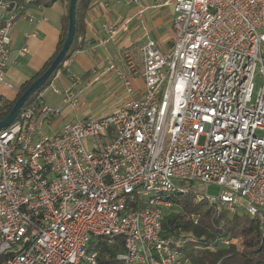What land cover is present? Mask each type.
Segmentation results:
<instances>
[{"label":"built area","instance_id":"1","mask_svg":"<svg viewBox=\"0 0 264 264\" xmlns=\"http://www.w3.org/2000/svg\"><path fill=\"white\" fill-rule=\"evenodd\" d=\"M30 3L0 0L8 89L15 22L46 19ZM173 8L172 47L142 48L140 96L117 71L130 98L115 113L46 135L63 109L40 96L0 131V264H99L91 245L100 237L124 239L117 264H185L163 219L168 197L191 190L186 182L219 186V198L198 199L264 222V0H173ZM30 51L26 44L19 55ZM63 103L77 110L79 92L68 89Z\"/></svg>","mask_w":264,"mask_h":264},{"label":"crops","instance_id":"2","mask_svg":"<svg viewBox=\"0 0 264 264\" xmlns=\"http://www.w3.org/2000/svg\"><path fill=\"white\" fill-rule=\"evenodd\" d=\"M29 11L38 19L43 16L46 19L39 24L23 18L15 22L11 31L12 56L6 70V78L14 89L0 86V105L16 100L22 85L38 74L58 51L66 15L65 4L59 1L49 7L37 5L30 7ZM173 22V0H93L85 17V34L80 37L86 46L63 64L53 80H61L63 85V78L67 77L71 85H64L62 90L57 88L61 91L56 94L61 97L58 104H49L43 97L47 104L63 109L62 116L44 128V134L61 132L67 122L115 113L130 98L117 71L129 75L137 96H140L144 90L142 48L151 41L160 51L167 52L174 37ZM105 25H114L117 35L111 36L104 29ZM26 44L31 47L30 53L19 55V50ZM127 54L133 56L138 74L129 68ZM112 65L115 69L111 68ZM68 89L79 92L80 107L77 110L63 103V93ZM114 89H119L117 98L111 94ZM96 93L106 97L101 107L92 109L98 97L94 98ZM91 97L93 102H90Z\"/></svg>","mask_w":264,"mask_h":264},{"label":"trees","instance_id":"3","mask_svg":"<svg viewBox=\"0 0 264 264\" xmlns=\"http://www.w3.org/2000/svg\"><path fill=\"white\" fill-rule=\"evenodd\" d=\"M16 1L25 3L26 0ZM59 1L65 4L66 15L58 51L38 74L22 85L16 100L0 105V121L10 113L15 102L30 85L52 65L67 37L70 0H31L30 7L37 5L49 7ZM92 2L93 0H78L76 35L65 60L86 46L80 37L85 34V17ZM62 68L63 64L26 106L42 96V92L51 85ZM168 199L172 206L164 215L163 235L171 238L174 243L181 241L178 250L185 264H216L219 261L222 264H264V222L259 218L248 214H231L217 203L199 200L198 194L192 190L187 193H173ZM222 240H228L230 243L223 244ZM236 240L239 244L234 242ZM211 244L215 245V251H210ZM91 251L97 252L99 264H117V255L124 251V239L116 237L112 241L107 237L97 238L91 245Z\"/></svg>","mask_w":264,"mask_h":264},{"label":"water","instance_id":"4","mask_svg":"<svg viewBox=\"0 0 264 264\" xmlns=\"http://www.w3.org/2000/svg\"><path fill=\"white\" fill-rule=\"evenodd\" d=\"M77 4L78 0H70L69 2V28L64 45L59 52L58 56L52 63V65L47 69V71L35 80L30 87L19 97L15 102L10 113L0 121V131L9 128L19 117L21 110L27 104V102L47 83L51 75L57 70V68L64 64L65 60L76 35L77 26Z\"/></svg>","mask_w":264,"mask_h":264},{"label":"rangeland","instance_id":"5","mask_svg":"<svg viewBox=\"0 0 264 264\" xmlns=\"http://www.w3.org/2000/svg\"><path fill=\"white\" fill-rule=\"evenodd\" d=\"M63 85H62V82L61 80H55L51 83V85L49 87H47L43 92H42V96L45 98V100L49 103V104H58L60 103V100H61V97L60 96H57L56 93H55V89L56 88H59V89H63V86H70L71 85V81L69 78H63ZM123 89L126 88L124 87V85L122 86ZM122 91V90H120ZM98 93L94 94V98H96L97 96V99L96 101L93 102L94 98L91 97L90 98V102H93V106H92V109H95V108H99L101 107L102 105V100L106 97H104V95L102 93H100L99 95H97ZM115 98H117L119 95V89H114L111 93ZM110 94V95H111ZM93 98V99H92ZM114 99V98H113ZM93 114H96V113H93ZM101 114V113H100ZM84 147L86 148L87 151L91 152L94 148V141L93 140H90V139H85L84 142ZM181 187H190L191 190L193 192H195L196 194H199V195H203V196H207V197H213V198H219L222 194V189L219 187V186H216V185H208V184H199V183H190V182H186V183H183L181 185ZM235 243H238L237 240L234 241Z\"/></svg>","mask_w":264,"mask_h":264}]
</instances>
